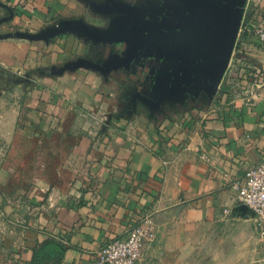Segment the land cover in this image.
<instances>
[{
	"label": "crops",
	"instance_id": "crops-1",
	"mask_svg": "<svg viewBox=\"0 0 264 264\" xmlns=\"http://www.w3.org/2000/svg\"><path fill=\"white\" fill-rule=\"evenodd\" d=\"M17 1L0 0V14L27 23L0 26L11 34L0 37V67L31 79L28 140L52 145L36 154L55 160L38 168L53 177L38 182L37 199L0 203V264H100L104 243L147 215L158 236L139 264H167L207 241L222 264H264L254 214L236 196L264 161V43L247 21L264 23V0H100L86 8L93 16H48L45 0H21L19 16ZM206 21L239 25L229 60L172 41L57 31L203 35ZM50 241L63 253L38 260Z\"/></svg>",
	"mask_w": 264,
	"mask_h": 264
},
{
	"label": "rangeland",
	"instance_id": "rangeland-1",
	"mask_svg": "<svg viewBox=\"0 0 264 264\" xmlns=\"http://www.w3.org/2000/svg\"><path fill=\"white\" fill-rule=\"evenodd\" d=\"M99 1L45 0V7L47 8L45 13L49 16L48 11H50V16H62L64 14H77L81 11L84 14L88 13L87 15H90L91 11L88 10L87 12L86 8L96 6ZM21 3V0L17 1L16 8H13L16 12L15 14L19 16H22V11L20 8H17V5L21 6ZM52 11H56L55 13L57 14L54 15ZM48 21L49 19L47 18L40 19L33 17L29 24L34 26ZM26 24L23 20L9 16L8 11L0 14V26L3 27V30L23 28ZM210 24L212 25L213 23ZM14 66L20 65L16 64ZM2 70L3 68L0 67V203H3L5 198H12L16 201L20 198L29 197V199L35 200L38 195L45 191L36 188L38 187V182L41 179L53 177L52 173H39L38 168L42 169L46 165L53 167L55 160L50 157L39 158L36 153H39L38 151L41 149L48 151V149H52V145L46 147L45 144H41L39 141L28 140L27 135L33 133L31 134V138L34 139L33 135L37 131L34 127H27L26 125V111L22 104L28 92L27 85L25 83H12L9 80L10 77L20 78L27 77V75H24V73L20 72V69L16 68L12 72ZM29 153L34 157L28 156ZM48 171L51 172V169H48ZM28 194L32 196H27ZM13 207L15 208V204H13ZM208 242L205 243L202 249L198 250V253L194 250V253L191 254L190 252L188 256L182 254L178 257H173L172 262L169 261L167 264H180V262L184 263V261H187L188 264H222L218 261V257L216 258L214 252H212V247L209 246L211 241ZM150 264H166V262L158 258L157 261Z\"/></svg>",
	"mask_w": 264,
	"mask_h": 264
},
{
	"label": "built area",
	"instance_id": "built-area-1",
	"mask_svg": "<svg viewBox=\"0 0 264 264\" xmlns=\"http://www.w3.org/2000/svg\"><path fill=\"white\" fill-rule=\"evenodd\" d=\"M253 30L264 43V23L253 22ZM237 199L247 205L254 214L255 227L264 244V161L252 166L241 183L237 184ZM158 236L155 220L144 216L129 225L125 234L114 238L99 250L100 264H139L145 251Z\"/></svg>",
	"mask_w": 264,
	"mask_h": 264
},
{
	"label": "water",
	"instance_id": "water-1",
	"mask_svg": "<svg viewBox=\"0 0 264 264\" xmlns=\"http://www.w3.org/2000/svg\"><path fill=\"white\" fill-rule=\"evenodd\" d=\"M203 29V35L191 34V33H172V32H151V31H135L126 33L121 31L120 35L107 36L101 35L92 29L88 28L84 24L72 23L60 27L57 31L64 30H82L92 37L99 40H134L135 38H149L153 40L172 41L176 46L178 44H184L189 48L202 54L205 58H220L222 61L229 60L233 55L234 42L238 37L239 25L234 26L228 23L225 27H222L221 23L210 24L206 21L201 27ZM11 34H0V37H8ZM12 83H25L29 85L31 79L29 77L14 78L10 77ZM247 209L249 207L243 204ZM249 211H251L249 209Z\"/></svg>",
	"mask_w": 264,
	"mask_h": 264
},
{
	"label": "trees",
	"instance_id": "trees-1",
	"mask_svg": "<svg viewBox=\"0 0 264 264\" xmlns=\"http://www.w3.org/2000/svg\"><path fill=\"white\" fill-rule=\"evenodd\" d=\"M252 16L253 15L249 14L247 21H250L253 23L255 21V19L253 18L254 21H252ZM251 28L253 30L252 25H251ZM63 250H64V248L62 247V245L58 244L56 241H50V242L42 245L41 247H39V249L37 250V257H38V260H43L44 259L43 255L45 257H50V256H54V255H61L63 253Z\"/></svg>",
	"mask_w": 264,
	"mask_h": 264
}]
</instances>
